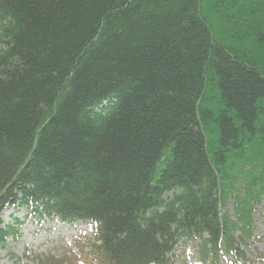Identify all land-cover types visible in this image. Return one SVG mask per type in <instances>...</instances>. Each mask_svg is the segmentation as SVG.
I'll list each match as a JSON object with an SVG mask.
<instances>
[{"label":"trees","instance_id":"16d2710c","mask_svg":"<svg viewBox=\"0 0 264 264\" xmlns=\"http://www.w3.org/2000/svg\"><path fill=\"white\" fill-rule=\"evenodd\" d=\"M13 209L94 226L33 264H264V0H0Z\"/></svg>","mask_w":264,"mask_h":264},{"label":"rangeland","instance_id":"374dc122","mask_svg":"<svg viewBox=\"0 0 264 264\" xmlns=\"http://www.w3.org/2000/svg\"><path fill=\"white\" fill-rule=\"evenodd\" d=\"M2 220L5 225L16 229L19 237L16 239L9 235L6 242L0 245V264H33L32 260L38 255H55L58 258L68 256L70 250L78 252L79 242L84 244L95 234L94 226L90 223H78L74 226L57 221L39 223L22 209L5 211ZM255 221L258 226V240L253 243L248 254H253V258H256V253L264 257V223L259 216ZM181 251L178 250V256L184 254ZM193 251L194 248L191 247L182 259L197 264Z\"/></svg>","mask_w":264,"mask_h":264}]
</instances>
